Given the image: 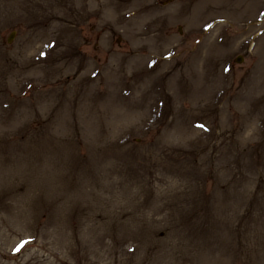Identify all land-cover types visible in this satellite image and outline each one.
<instances>
[{"label":"rangeland","instance_id":"374dc122","mask_svg":"<svg viewBox=\"0 0 264 264\" xmlns=\"http://www.w3.org/2000/svg\"><path fill=\"white\" fill-rule=\"evenodd\" d=\"M202 1L0 0V264H264V0Z\"/></svg>","mask_w":264,"mask_h":264},{"label":"bare ground","instance_id":"6f19581e","mask_svg":"<svg viewBox=\"0 0 264 264\" xmlns=\"http://www.w3.org/2000/svg\"><path fill=\"white\" fill-rule=\"evenodd\" d=\"M220 3V0H204L201 3L197 4L193 7L191 14L189 15V24L194 26L198 25L202 18H207L214 16V14L211 13V10L213 7L218 5ZM11 11L13 15H18L20 13H32V8L30 5V0H11ZM27 4V5H26ZM50 6V4H48ZM216 14V13H215ZM139 20H141L139 18ZM139 20L134 24L135 27H139ZM46 38V37H45ZM44 35L38 36L34 38V40L29 44L27 47L24 48V55H27L28 53L32 51H37L38 54L43 52V47L45 44ZM195 87L198 88L196 90L200 91L204 95L203 88H200L199 82H195ZM197 91V92H198ZM5 172L4 174L0 175V184H4L5 181L12 179V181L8 182L11 184L12 182L16 180H20L26 184H28V191L33 192L34 189H40V187L44 186L45 181L42 180V175L39 173L33 174V173H27L20 167H10L7 166L6 163L0 164V173ZM53 179V178H52ZM49 184V185H48ZM49 190L52 192L64 191L61 189L63 185H60L57 182H54L53 180H49L47 182V185ZM26 200V199H25ZM24 202V201H22ZM229 238L227 236H220L219 239H209L204 242V246L201 250V253L199 256H201V259L204 260L206 264L216 263V256L218 252V248L223 245H227Z\"/></svg>","mask_w":264,"mask_h":264},{"label":"water","instance_id":"95a60500","mask_svg":"<svg viewBox=\"0 0 264 264\" xmlns=\"http://www.w3.org/2000/svg\"><path fill=\"white\" fill-rule=\"evenodd\" d=\"M241 61H239V63H240Z\"/></svg>","mask_w":264,"mask_h":264}]
</instances>
